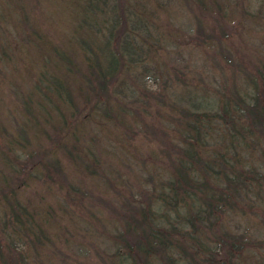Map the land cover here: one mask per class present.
Instances as JSON below:
<instances>
[{
	"label": "trees",
	"instance_id": "16d2710c",
	"mask_svg": "<svg viewBox=\"0 0 264 264\" xmlns=\"http://www.w3.org/2000/svg\"><path fill=\"white\" fill-rule=\"evenodd\" d=\"M243 20L264 27V0H0V84L21 109L0 123V264L83 254L76 214L100 246L75 264H264V43L245 52ZM131 125L157 149L135 192L96 151Z\"/></svg>",
	"mask_w": 264,
	"mask_h": 264
},
{
	"label": "rangeland",
	"instance_id": "374dc122",
	"mask_svg": "<svg viewBox=\"0 0 264 264\" xmlns=\"http://www.w3.org/2000/svg\"><path fill=\"white\" fill-rule=\"evenodd\" d=\"M58 16V13L56 16H52V23H55ZM169 20L173 23V25L179 27L186 24L187 17L181 9L172 7L171 12L169 13ZM239 36L241 43L245 47L246 53L253 55L256 53L254 51H257V53L262 51L260 49L263 48L261 43H264V27L260 22L257 23L243 20L242 26H240ZM201 55V53H198L197 55L194 52L190 53L188 50L182 51V56L185 59L189 58L188 63H191V65L195 66V68L197 67L198 70L202 67V61L200 59ZM171 61L177 63L174 58H172ZM7 84L9 85L8 81ZM149 86L152 87V89H157L159 84H150ZM11 87L14 88L13 85ZM6 88V84L1 82L0 123H2L6 129L11 130V126L13 125L12 117L14 115L19 118L21 109L18 106L17 100L9 94ZM131 126L132 129L129 131L115 127H108L107 130H103L104 135L102 137V142L97 145L98 148L96 151L101 154V158L103 160L102 167H104L102 171L106 176L107 181L111 182L118 189L128 188L135 192L136 189L140 187L139 185L142 187L149 186L148 182H145V179L147 175L151 173V162L157 152V149L156 144L147 139L146 135H144L141 131L140 126ZM87 132L88 133H86V135L90 134L92 139H96L98 137V129L93 125L87 129ZM92 144L93 143H91V145ZM96 151L95 153H97ZM141 160L144 161L143 165L141 164ZM91 181L92 184L95 185V189L112 196L111 187L104 179L100 180L93 176ZM30 185L31 189L33 186L35 187L34 183ZM84 186L87 185L84 184ZM90 187L93 186L90 185ZM42 191V189H38L37 192H31V194L29 193L30 195L27 196H29L30 201L35 203L37 199L35 196L37 194H42ZM67 224L72 234V237H68L69 242L76 243L79 249L84 251L83 254H78L74 247L68 246H63L61 248L64 255L60 254L59 256L58 254L55 256L54 254L47 253L45 251L38 252L35 255L30 256L31 252L25 251L24 253L29 255L26 259L27 264H75V259H81L86 252L89 253L87 254L90 257L89 260H94L95 256L93 255L92 248L89 246V243L92 241L94 242L95 240V233L91 224L84 222L78 214H76V217L73 218V221H68ZM95 244L97 247L100 246L96 240Z\"/></svg>",
	"mask_w": 264,
	"mask_h": 264
}]
</instances>
